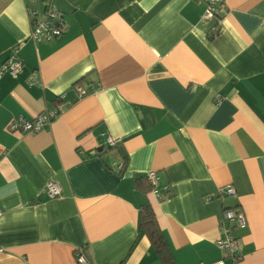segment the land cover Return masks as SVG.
Wrapping results in <instances>:
<instances>
[{
	"label": "crops",
	"instance_id": "crops-1",
	"mask_svg": "<svg viewBox=\"0 0 264 264\" xmlns=\"http://www.w3.org/2000/svg\"><path fill=\"white\" fill-rule=\"evenodd\" d=\"M52 2L63 32L37 43L27 9L43 3L0 0V67L21 61L0 73V264H163L145 204L174 264H264V0L211 19L193 0ZM58 107L36 133L9 129ZM232 208L238 257L217 245Z\"/></svg>",
	"mask_w": 264,
	"mask_h": 264
},
{
	"label": "built area",
	"instance_id": "built-area-1",
	"mask_svg": "<svg viewBox=\"0 0 264 264\" xmlns=\"http://www.w3.org/2000/svg\"><path fill=\"white\" fill-rule=\"evenodd\" d=\"M205 5L202 18L211 19L218 17L225 13L229 0H193ZM37 2H42L41 9L34 6H29L27 9L29 20L31 23V38L37 42H48L58 39L63 32V14L53 4L52 0H31L33 5ZM21 69V61L17 57V50L15 49L11 55L0 67V73L8 72L9 74H16ZM76 90L83 94L85 91L80 85H76ZM61 110V107L52 110H46L37 114L32 120H26L19 116L14 118L10 124L9 129L21 130L29 133H36L40 131L44 125L49 123ZM105 141L110 147L117 145L119 139L110 135L105 136ZM122 165L117 164L115 168L121 169ZM147 179L151 184L152 193L159 198H166L169 195V186H159L157 184V173L149 171ZM44 192L49 197H57L61 192V187L57 181L51 180L45 184ZM220 192L226 195L235 193V189L231 185H226ZM1 213V211H0ZM246 225V218L243 211L239 208L226 209L223 211V224L221 226L220 237L217 240V245L220 249L226 251L233 257H238L240 250V242L233 236L232 230L234 227H243ZM75 260L78 264H90L79 252H75Z\"/></svg>",
	"mask_w": 264,
	"mask_h": 264
},
{
	"label": "trees",
	"instance_id": "trees-1",
	"mask_svg": "<svg viewBox=\"0 0 264 264\" xmlns=\"http://www.w3.org/2000/svg\"><path fill=\"white\" fill-rule=\"evenodd\" d=\"M139 227L145 233L163 264H174L167 243L163 234L157 227L155 215L148 204L142 205L139 209Z\"/></svg>",
	"mask_w": 264,
	"mask_h": 264
}]
</instances>
